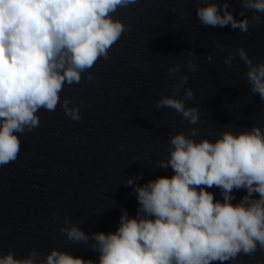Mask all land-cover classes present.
Masks as SVG:
<instances>
[{"label":"clouds","instance_id":"9594fccd","mask_svg":"<svg viewBox=\"0 0 264 264\" xmlns=\"http://www.w3.org/2000/svg\"><path fill=\"white\" fill-rule=\"evenodd\" d=\"M139 0H0V166L17 160L20 135L39 127L37 113L55 111L59 105L73 121L82 119L79 105L61 100L64 86L94 81L89 69L103 58L121 35L130 30L113 14ZM237 19L228 0H200L196 8L205 27L239 29L247 33L251 20L245 10L264 14V0H240ZM259 22V16L253 17ZM223 46H221L222 48ZM238 54L245 63L250 91L264 100V61L253 63L244 48L225 58L231 66ZM188 52L187 68L197 65ZM210 59V57H209ZM180 64L169 69V77ZM188 76L173 84L178 91ZM193 90L184 98L162 96L157 109L171 108L191 125L200 120L197 106H186ZM19 134V135H18ZM177 132L169 136V155L156 165L171 168V177L160 176L144 185L142 175L129 177L138 202L135 216L121 208L115 232L85 233L66 218L60 231L75 245L84 244L99 253V260L75 257L52 248L43 259L33 250L23 258L9 251L0 264H212L231 262L238 256L253 257L264 250V129L233 131L226 126L215 138L195 139ZM217 187L222 201L207 189ZM246 190L238 203L233 190ZM258 194V198L254 196Z\"/></svg>","mask_w":264,"mask_h":264}]
</instances>
